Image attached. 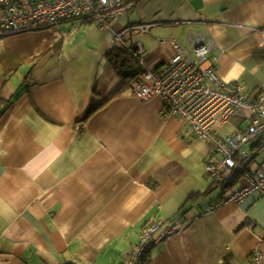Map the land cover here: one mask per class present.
<instances>
[{
  "label": "crops",
  "instance_id": "0c3cea01",
  "mask_svg": "<svg viewBox=\"0 0 264 264\" xmlns=\"http://www.w3.org/2000/svg\"><path fill=\"white\" fill-rule=\"evenodd\" d=\"M138 25L150 33L126 39L149 69L168 66L170 41L203 33L219 77L264 94V0H135L110 28L71 20L0 38V264H124L157 222L189 223L146 264H264V198L227 201L242 178L226 189L206 175L210 145L160 98L121 92L115 33ZM249 123L239 112L215 130Z\"/></svg>",
  "mask_w": 264,
  "mask_h": 264
},
{
  "label": "built area",
  "instance_id": "2783aa9c",
  "mask_svg": "<svg viewBox=\"0 0 264 264\" xmlns=\"http://www.w3.org/2000/svg\"><path fill=\"white\" fill-rule=\"evenodd\" d=\"M135 0H0V38L58 27L64 21H92L110 28L133 8ZM132 29L150 33L151 26L138 25L115 33L116 44L129 51L142 68L132 84V94L140 102L160 98L163 115L180 119L192 138L210 145L205 162L206 175L214 181H227L235 173L242 174L243 184L227 201L240 202L259 193L264 198V161L254 166L255 156L245 147L264 145V94L248 95L245 86H230L217 74L215 59L210 58L215 42L203 33L190 35L186 44L170 41L175 55L163 70L149 69L144 60V48L139 42L130 45L126 34ZM162 41L160 43H168ZM239 112L249 114L245 130L231 135H219L215 127L226 123ZM162 222L145 226L138 242L128 251L124 264H146L152 247L169 240L188 226ZM256 263L262 259L261 250L253 252Z\"/></svg>",
  "mask_w": 264,
  "mask_h": 264
},
{
  "label": "trees",
  "instance_id": "16d2710c",
  "mask_svg": "<svg viewBox=\"0 0 264 264\" xmlns=\"http://www.w3.org/2000/svg\"><path fill=\"white\" fill-rule=\"evenodd\" d=\"M110 56L114 57L115 68L122 75L125 82L123 88L121 89V92L124 91V89H129L131 85L139 78L140 74L142 73V68L127 50L115 48V50L110 53ZM94 112L95 110H91L89 112V115H92ZM263 148V144H256L255 146H252L253 150L258 151H261ZM240 177H242V174L238 172L236 175L234 174L232 178L227 181L215 182H218L224 185L226 189H229L233 187L238 180H240Z\"/></svg>",
  "mask_w": 264,
  "mask_h": 264
},
{
  "label": "rangeland",
  "instance_id": "374dc122",
  "mask_svg": "<svg viewBox=\"0 0 264 264\" xmlns=\"http://www.w3.org/2000/svg\"><path fill=\"white\" fill-rule=\"evenodd\" d=\"M244 127H247V124H244ZM245 151L248 155L255 156L254 166H258L264 161V148L261 151L253 150L252 145L250 144L245 147ZM217 190L219 193V191H222V187L217 188Z\"/></svg>",
  "mask_w": 264,
  "mask_h": 264
}]
</instances>
